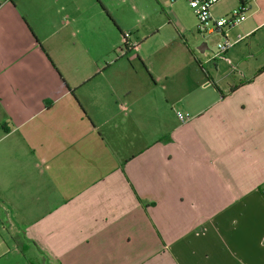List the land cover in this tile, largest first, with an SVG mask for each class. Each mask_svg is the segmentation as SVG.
<instances>
[{
  "label": "crops",
  "instance_id": "crops-1",
  "mask_svg": "<svg viewBox=\"0 0 264 264\" xmlns=\"http://www.w3.org/2000/svg\"><path fill=\"white\" fill-rule=\"evenodd\" d=\"M244 3L239 43L264 35ZM27 20L0 14V264H264V45L193 55L190 84L166 68L178 90H76L56 68L42 92Z\"/></svg>",
  "mask_w": 264,
  "mask_h": 264
},
{
  "label": "rangeland",
  "instance_id": "rangeland-1",
  "mask_svg": "<svg viewBox=\"0 0 264 264\" xmlns=\"http://www.w3.org/2000/svg\"><path fill=\"white\" fill-rule=\"evenodd\" d=\"M4 1L0 0V14L10 10L18 14L19 22L28 24L30 19L38 25L41 71L48 68L41 75L42 92L52 89L46 87L50 82L49 70L54 74L56 68L70 79H90L87 86L76 90L102 91L103 78L109 79L120 94L135 89L130 86L133 83L139 93L178 90V73L171 70L161 78L165 69L181 65L185 68L181 75L188 76L190 84L196 69L194 65L189 68L186 60L193 55L214 59L218 42L225 41L218 34H200L198 19L184 0L173 4L169 0ZM238 5V0H221L211 11L216 18H226ZM252 11L246 12L247 20L224 29L228 40L236 46L250 42L264 45L261 33L257 39H244L240 43L237 38L241 34H232L233 29L242 28L250 20ZM203 42L208 45L204 52L199 49ZM155 81L159 84L153 88L151 84ZM254 151L260 159L264 158L262 148ZM262 164L263 161L257 169Z\"/></svg>",
  "mask_w": 264,
  "mask_h": 264
},
{
  "label": "built area",
  "instance_id": "built-area-1",
  "mask_svg": "<svg viewBox=\"0 0 264 264\" xmlns=\"http://www.w3.org/2000/svg\"><path fill=\"white\" fill-rule=\"evenodd\" d=\"M176 2L178 0H169ZM194 11L198 19V31L203 35L218 34L225 38L224 42H218V52L215 56H220L226 52L234 43L230 42L224 31L225 28L234 27L246 19V9L249 0H243L237 8L233 9L228 17L216 18L211 9L213 5L221 0H184ZM177 116L182 122H188L191 116L188 113L177 111Z\"/></svg>",
  "mask_w": 264,
  "mask_h": 264
},
{
  "label": "water",
  "instance_id": "water-1",
  "mask_svg": "<svg viewBox=\"0 0 264 264\" xmlns=\"http://www.w3.org/2000/svg\"><path fill=\"white\" fill-rule=\"evenodd\" d=\"M208 48V45L206 42H203L202 45L199 47V49L204 52Z\"/></svg>",
  "mask_w": 264,
  "mask_h": 264
}]
</instances>
